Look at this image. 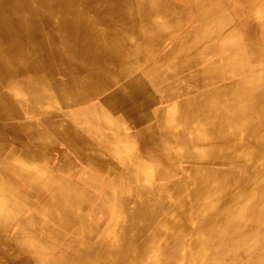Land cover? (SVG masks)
<instances>
[{
    "label": "bare ground",
    "instance_id": "1",
    "mask_svg": "<svg viewBox=\"0 0 264 264\" xmlns=\"http://www.w3.org/2000/svg\"><path fill=\"white\" fill-rule=\"evenodd\" d=\"M0 264H264V0H0Z\"/></svg>",
    "mask_w": 264,
    "mask_h": 264
},
{
    "label": "rangeland",
    "instance_id": "2",
    "mask_svg": "<svg viewBox=\"0 0 264 264\" xmlns=\"http://www.w3.org/2000/svg\"><path fill=\"white\" fill-rule=\"evenodd\" d=\"M147 251V250H146Z\"/></svg>",
    "mask_w": 264,
    "mask_h": 264
}]
</instances>
